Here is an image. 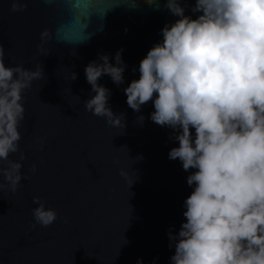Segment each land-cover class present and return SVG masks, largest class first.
<instances>
[{"label":"water","instance_id":"obj_1","mask_svg":"<svg viewBox=\"0 0 264 264\" xmlns=\"http://www.w3.org/2000/svg\"><path fill=\"white\" fill-rule=\"evenodd\" d=\"M12 2L0 0L4 63L43 68V75L22 94L21 139L9 157L22 165L17 190L0 175V264H170L169 230L176 235L186 222L184 201L193 191L186 180L194 170L168 158L178 143L171 129L149 119L152 102L134 112L123 89L139 79V62L176 17L165 0H20L27 3L20 12L11 11ZM194 3L182 0L193 19ZM119 49L124 84L99 81L111 90L112 111L125 114L113 127L85 110L94 93L84 68ZM34 197L56 211L52 225L35 223Z\"/></svg>","mask_w":264,"mask_h":264},{"label":"clouds","instance_id":"obj_2","mask_svg":"<svg viewBox=\"0 0 264 264\" xmlns=\"http://www.w3.org/2000/svg\"><path fill=\"white\" fill-rule=\"evenodd\" d=\"M164 7L176 19L163 26L162 40L139 62V79L123 92L134 112L152 102L149 119L171 129L178 143L168 158L194 170L186 180L193 189L184 201L186 222L176 235L169 230L170 264H264V0H195V19L182 0H165ZM26 8L20 0L11 5L12 12ZM48 36L45 30L40 38ZM123 51L98 54L84 68L94 93L85 110L113 127L125 114L112 111L111 90L99 81L107 76L124 84ZM3 58L0 49V161L8 162L0 175L15 192L22 165L9 157L21 139L22 94L43 68L7 67ZM77 78L73 71L72 81ZM33 202L35 223L52 225L56 211L39 197Z\"/></svg>","mask_w":264,"mask_h":264},{"label":"rangeland","instance_id":"obj_3","mask_svg":"<svg viewBox=\"0 0 264 264\" xmlns=\"http://www.w3.org/2000/svg\"><path fill=\"white\" fill-rule=\"evenodd\" d=\"M150 1H153V0H147V2H146V0H135L134 2L138 3V4H145V3H148Z\"/></svg>","mask_w":264,"mask_h":264},{"label":"trees","instance_id":"obj_4","mask_svg":"<svg viewBox=\"0 0 264 264\" xmlns=\"http://www.w3.org/2000/svg\"><path fill=\"white\" fill-rule=\"evenodd\" d=\"M133 1H135V0H133Z\"/></svg>","mask_w":264,"mask_h":264}]
</instances>
